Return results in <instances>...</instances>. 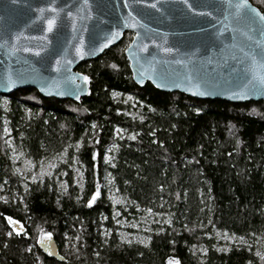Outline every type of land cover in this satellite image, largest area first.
<instances>
[{
    "label": "trees",
    "instance_id": "obj_1",
    "mask_svg": "<svg viewBox=\"0 0 264 264\" xmlns=\"http://www.w3.org/2000/svg\"><path fill=\"white\" fill-rule=\"evenodd\" d=\"M249 1L264 16V0ZM132 37L76 67L88 83L79 102L0 94V264H264V101L139 87ZM24 160L56 165L24 188ZM142 216L148 241H123L118 221ZM43 234L64 262L37 247Z\"/></svg>",
    "mask_w": 264,
    "mask_h": 264
},
{
    "label": "water",
    "instance_id": "obj_2",
    "mask_svg": "<svg viewBox=\"0 0 264 264\" xmlns=\"http://www.w3.org/2000/svg\"><path fill=\"white\" fill-rule=\"evenodd\" d=\"M241 3L0 0V94L35 88L47 98L79 102L88 83L76 67L131 32L124 53L137 86L150 83L197 99L264 101V21L256 15L263 14L249 0L247 7H238ZM7 223L12 231L25 232L21 222L8 218ZM46 237L37 238V247L64 262L55 238Z\"/></svg>",
    "mask_w": 264,
    "mask_h": 264
},
{
    "label": "rangeland",
    "instance_id": "obj_3",
    "mask_svg": "<svg viewBox=\"0 0 264 264\" xmlns=\"http://www.w3.org/2000/svg\"><path fill=\"white\" fill-rule=\"evenodd\" d=\"M14 157V156H13ZM16 158V157H15ZM56 165V161H48L46 163H43L40 168L35 171L33 170L32 165L27 160H24L21 165L16 166L17 173L20 174V176L24 179L23 181V187L27 188V180L28 179H41L45 174H49L51 170ZM29 174V175H28ZM78 182L81 183L80 176L77 177ZM62 184V182L60 183ZM114 202H120L119 198H114ZM117 215H119V212H116ZM152 220V217L149 218L148 216H142L138 219H132V220H126L122 219L118 221L120 223L121 228L118 231L120 234V237L125 242H140V243H146L148 241V236L144 233V231L147 230V225ZM219 239L226 240V235H218ZM230 239V238H229ZM196 250H203V248H196ZM166 264H179L178 260L169 258L167 260Z\"/></svg>",
    "mask_w": 264,
    "mask_h": 264
},
{
    "label": "snow or ice",
    "instance_id": "obj_4",
    "mask_svg": "<svg viewBox=\"0 0 264 264\" xmlns=\"http://www.w3.org/2000/svg\"><path fill=\"white\" fill-rule=\"evenodd\" d=\"M240 6H244V7H247V0H242V3H241V5H239L238 7H240ZM152 7H155V5H152ZM41 11H43V10H41ZM52 11H55V9H52ZM253 11H255V10H253ZM257 16H259V19L261 20V21H264V16H261L259 13H257L256 14ZM54 24H55V19L53 18V19H50V20H48V31H52V28H53V26H54ZM133 27L135 26V25H132ZM114 35V37H115V35H117V34H113ZM111 42V41H110ZM105 46H107V45H105ZM26 51H27V49H25ZM78 52L80 51L79 49L77 50ZM85 81H87V77H84L83 78ZM99 193L97 192V195H98ZM95 196H93V200H95ZM50 235L51 234H47V237L46 238H50Z\"/></svg>",
    "mask_w": 264,
    "mask_h": 264
}]
</instances>
